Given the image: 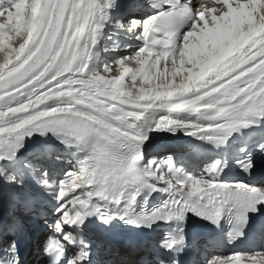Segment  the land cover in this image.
<instances>
[{
  "label": "bare ground",
  "instance_id": "1",
  "mask_svg": "<svg viewBox=\"0 0 264 264\" xmlns=\"http://www.w3.org/2000/svg\"><path fill=\"white\" fill-rule=\"evenodd\" d=\"M40 1L43 8L45 0L28 1L27 17L30 7L36 11ZM61 2L51 0L44 13L40 12L35 20L27 17L23 20L20 16L16 27L23 31L22 42L17 40L8 44L9 52L0 56V75L7 73L0 79V87L11 84L9 90L0 94V97L8 98L0 103V161L10 160L28 141L45 145L58 132L64 135L63 141L80 136L71 132L78 131V125L88 124L85 112L71 111L58 105L66 99L74 101V97L87 99L83 92L109 104H118L119 109L125 106L132 116L115 113L125 116L127 122L135 125L134 137L137 141L144 142L145 136L158 131L163 119H170L181 130H187L193 122L182 116L190 114L192 118L196 108L202 109L216 100L220 93L230 92L228 83L244 74L264 54V51L260 53L264 49V35L259 32L264 20V1L225 0L221 2V7L208 6L206 18L210 22L202 31V36L206 37L207 52L201 58H190L187 48L180 43L179 53L184 55L174 62L179 69L171 68L169 74L159 77L157 65L165 61L166 55H155L141 48L136 52L139 46L127 43L126 47L125 44L118 46L112 59H109L118 58L117 62L107 63L104 68L94 62L88 65L92 73H82L80 68L85 49L93 31L99 28L100 3L105 0H65L62 10ZM233 8L237 9V14H231L228 20ZM253 8L255 10L251 14ZM73 12L77 15L76 27L69 39ZM57 15L60 16L58 30L51 38L49 35ZM125 22L127 33L139 31L138 23L131 20ZM6 32L9 33V30L6 29ZM29 34L32 37L28 42ZM92 52L86 58L87 64ZM129 53H135L134 57H126ZM171 53V50L167 51V55ZM125 71L129 73L123 76ZM171 82H174L173 87ZM125 84L128 88L124 87ZM170 87L173 94L169 93ZM179 87H183L181 92L177 89ZM117 90L126 92V95L148 96L144 100L117 97ZM177 126L174 128L180 132ZM216 129L217 126H208L199 131L211 134ZM189 131L193 132L194 127ZM256 257L264 262V255Z\"/></svg>",
  "mask_w": 264,
  "mask_h": 264
},
{
  "label": "rangeland",
  "instance_id": "2",
  "mask_svg": "<svg viewBox=\"0 0 264 264\" xmlns=\"http://www.w3.org/2000/svg\"><path fill=\"white\" fill-rule=\"evenodd\" d=\"M5 1H7V0H4L3 2H5ZM26 1H29V0H20V1H17L16 3L14 1V3L8 4L6 10L3 12H2V9H0V56L1 57H3L4 55H6V53L9 52L8 44L12 43L13 41H14L13 43H16L17 40H19V41H17L19 43L22 42L23 36L21 34L23 33V31L21 29H17L16 21H18L17 19L20 16H21L20 18H22L23 20H25L24 18L27 16V14L25 13L27 10V7L25 6ZM21 5L23 7H21ZM20 7L22 8V10ZM252 10H254V8ZM230 16H231V13L228 14V17H227L228 20L231 18ZM76 17H77L76 13L73 12L72 25H70L71 26V32L69 34V39H71V37L75 31L74 29L76 27ZM25 22L26 21H24V23ZM14 27H16V28L14 29ZM6 29L9 30V33L6 32ZM189 33H191V32H189ZM196 36H197L196 39L198 40V43H199V47L201 45L202 49L200 48V50L192 51L193 50L192 47L195 46V41H197L195 39L192 41L194 46L193 45H191V46L185 45V47L187 48V50H186L187 54L190 58H201V56L207 52V47L205 44L206 37L202 36V33H201V37L198 36V34ZM191 40H192V38L190 39V42H191ZM181 45H184V44L181 43ZM137 51H138V49H137ZM181 54H184V53L180 52L178 57L182 58L183 56ZM129 55L130 56L133 55L132 57H134L135 53L128 54V55H126V57H129ZM177 58H176V60H177ZM176 60H175V62H176ZM173 63H174V57H171V59H168L167 62H163L162 64H158L157 65V72H158L159 77H162L166 73L169 74L171 72V68L173 70L179 69V68H176ZM110 64H111V62H110ZM103 66L105 67V65H103ZM121 72L122 71L120 70V73ZM172 84H173V82H172ZM4 98H6V99L0 98V101H5L8 99L7 97H4Z\"/></svg>",
  "mask_w": 264,
  "mask_h": 264
},
{
  "label": "snow or ice",
  "instance_id": "3",
  "mask_svg": "<svg viewBox=\"0 0 264 264\" xmlns=\"http://www.w3.org/2000/svg\"><path fill=\"white\" fill-rule=\"evenodd\" d=\"M262 211V210H261Z\"/></svg>",
  "mask_w": 264,
  "mask_h": 264
}]
</instances>
